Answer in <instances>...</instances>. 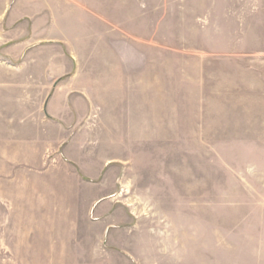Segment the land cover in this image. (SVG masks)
<instances>
[{
	"label": "rangeland",
	"instance_id": "rangeland-1",
	"mask_svg": "<svg viewBox=\"0 0 264 264\" xmlns=\"http://www.w3.org/2000/svg\"><path fill=\"white\" fill-rule=\"evenodd\" d=\"M118 19L87 64L134 75L89 147L127 166L140 264H264V0H134ZM89 207L55 203L39 264L102 259L71 225Z\"/></svg>",
	"mask_w": 264,
	"mask_h": 264
},
{
	"label": "crops",
	"instance_id": "crops-1",
	"mask_svg": "<svg viewBox=\"0 0 264 264\" xmlns=\"http://www.w3.org/2000/svg\"><path fill=\"white\" fill-rule=\"evenodd\" d=\"M133 1L0 0V264H39L40 235L47 247L53 241L56 202L90 205L71 219L78 240L83 227L100 247L102 259L86 264L141 263L137 215L119 191L127 166L89 147L134 72L98 73L87 63L119 33L121 10L128 24ZM72 136L81 138L74 150L60 149ZM57 187L65 194L56 200Z\"/></svg>",
	"mask_w": 264,
	"mask_h": 264
}]
</instances>
